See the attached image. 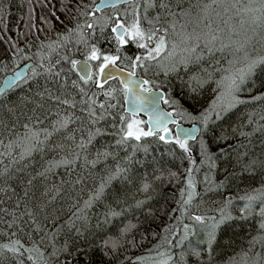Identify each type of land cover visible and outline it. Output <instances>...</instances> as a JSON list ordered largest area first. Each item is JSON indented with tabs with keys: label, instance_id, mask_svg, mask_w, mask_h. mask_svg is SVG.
Wrapping results in <instances>:
<instances>
[{
	"label": "trees",
	"instance_id": "trees-1",
	"mask_svg": "<svg viewBox=\"0 0 264 264\" xmlns=\"http://www.w3.org/2000/svg\"><path fill=\"white\" fill-rule=\"evenodd\" d=\"M194 2L198 0H183L181 5L175 6L188 8ZM81 3L87 5L83 11L89 15L81 14V7L76 6L77 0H0V79L20 56L18 49L65 34L82 19L91 18L97 13L93 10L94 1L81 0ZM166 4L172 5V0H167ZM113 25L95 32L83 51L75 52L72 44L57 50L44 65V68H52L51 73L43 69L39 75L30 76V79L0 96V140L3 143L15 139L24 131L25 124L34 130L52 133L46 140L42 139L44 143L40 151H34L30 157L13 164L7 175L0 177V188L4 189L0 191V216L4 221L0 223V231L16 233V237L0 236V242H7L10 238H19L26 243L37 240L32 233L31 240L29 238V228L35 227L32 220L25 215L18 220L26 211L35 214L36 222L44 230L52 231L53 224L61 231L66 230L65 222L69 214L93 195L118 165L125 169L120 177L107 183L100 198L94 200L85 214L86 224H74L67 232H60L58 240L67 242L68 251L59 256L58 264H114L128 255L131 257L120 264H156L160 259L159 252L170 251L174 255L176 245L184 235L186 224L180 211L178 227L170 236L171 243L155 253H143L158 240L166 226L176 200L175 191L181 183L186 188L187 198V170L193 166L189 162V154H185L175 144L168 150L165 143L163 145L162 141L152 137L145 138L143 142L117 144L123 126L121 117H132L123 112L122 88L116 80L108 81L104 89L98 88L92 81L85 84L68 62L86 60L87 52L95 45L102 56L117 55L120 57L117 65L132 71L129 58L144 55L146 50L137 48L135 43L129 41L117 52ZM64 57H68V60ZM25 61H31L32 66L35 62L34 57L21 63ZM91 62L101 63L102 60ZM91 75L93 80H97L93 68ZM136 75L142 76L138 71ZM186 76L187 72L179 69L154 88L161 89L166 99H175L184 108H201L207 102V90L191 91L185 81ZM111 89H116L113 97L103 95L104 91ZM244 89L252 95L244 99L246 103L238 104L221 120L210 124L208 129L213 140L218 139L219 145L226 143L233 146L229 149L226 145L221 157L215 158L224 194L243 193L264 186V167L260 166V162L264 161V129H261L264 126V119H261L264 117V99H253L264 94V69L258 70L246 81ZM57 97L69 103H60ZM89 98L96 101L93 107L97 116L104 117L96 123L92 122L93 118L88 114ZM100 104H104L105 108H100ZM163 106L171 111L164 102ZM69 116L71 121L67 127L53 130L57 121ZM37 117L41 122L37 121ZM134 118L143 120L142 117ZM97 129L100 134L88 144L89 134L95 133ZM241 132L251 135L241 136ZM82 141L87 144L84 149L77 147ZM103 152L110 155L98 158V153ZM245 153L243 163L237 164V155ZM77 154L78 159L75 158ZM65 158L76 160L71 165L53 167L45 177L37 176L50 164ZM190 158L194 161L193 154H190ZM93 161H98L95 166ZM251 161L257 162L253 170L243 171V165ZM5 166L7 162L3 160L0 170ZM32 177L35 179L30 185L28 181ZM191 178L196 186L192 173ZM145 184L149 185L147 191L144 190ZM219 194L220 191L210 192L208 197L215 201ZM197 197L198 193L191 202ZM140 200L144 202L138 205ZM187 206L182 204V209ZM113 213H116L117 218H113ZM12 214L16 216V225L7 230V223L13 219ZM109 215L113 216L107 223ZM258 233L255 217L233 218L229 221V227L218 232L211 258L203 264H227L231 257L248 251ZM189 261L199 264L190 258ZM11 264H15V261ZM25 264H31L26 257ZM52 264H57V260Z\"/></svg>",
	"mask_w": 264,
	"mask_h": 264
},
{
	"label": "snow or ice",
	"instance_id": "snow-or-ice-1",
	"mask_svg": "<svg viewBox=\"0 0 264 264\" xmlns=\"http://www.w3.org/2000/svg\"><path fill=\"white\" fill-rule=\"evenodd\" d=\"M200 11L196 16L195 22L191 19L187 20L185 23H177L176 17L181 18L190 17L191 12L181 11L179 13L172 12L171 22H162L163 18L161 16H156L153 19H149L147 16H138L133 13V20L130 24H124L117 22L114 27H112V32L115 33V41L118 45L116 51L119 52L121 47L128 44L129 41L136 44L137 48L144 49V55H137L134 59H130V67L132 71L129 72V77L136 76L135 69L137 68H147L152 62H155L157 66L161 67L164 75L167 76L169 73L176 72L178 67L187 66L189 63H199L202 60L208 59L209 63L216 60V54L221 53L222 58L223 54L227 52L232 58L227 61V67H222L216 69L221 72L222 75L220 79L216 81L215 91L218 93L215 100L199 113H193L186 111L183 107L178 106L177 102L174 100L166 99L164 93H160L159 96L155 95H142L141 93L151 94L153 93V81L142 80L138 82H133L132 86L129 87L127 82H123L124 85L122 91L127 97L131 94L133 97V103L135 108L132 112V117L122 116L121 121L123 126L120 129V139L117 141V144H127L129 141L143 142L145 138L152 137L159 141H162L165 144H175L184 153L189 154L190 164H194L195 161L190 158V146L189 140H196V124L191 129H184L180 126L179 122L175 119V116H179L182 120L189 119L193 122H196L199 125H202V130L207 131L210 124L214 123L216 120H221L225 115H227L233 108L238 104L246 103V101L240 99L238 93L242 91V85L246 81L250 80L258 70L264 69V54H253L255 50V44L259 43L261 48L264 49V0H203L202 3H199ZM144 11L147 12L148 8L155 6L151 0H144ZM77 7H81L82 15H89L83 11L87 8V5H82L81 0H77ZM159 6L165 9H168V5L159 0ZM66 7H71V5H66ZM219 9V11H217ZM229 13L232 15L229 19H235L241 28L245 29V32H251V35H245V38L241 40H233V36H238L239 33L233 28L231 34H226L224 30L217 25L214 27L215 21L212 19V16L215 15L217 18L222 16H227ZM54 15V14H53ZM58 19V18H56ZM147 23L148 27L144 26V23ZM224 24L228 23L227 19H222L221 21ZM247 25V28L245 27ZM87 27L91 29L94 27L93 24L80 25L77 24L75 29H70L66 35H61L59 37L60 43L49 44L47 47L55 51L57 47L61 46V43H65L71 39L73 35H78L79 39L77 43H83L87 47V41L84 39L83 28ZM191 28V31H189ZM257 32L259 38L257 39ZM227 41V42H226ZM42 47H44L42 45ZM251 49V50H250ZM18 52H22V49H18ZM65 60H68V57H64ZM120 59L117 55H101L99 50L92 45L86 55V60L84 62V67L81 68V71L85 73L80 79L85 83L92 81L98 88L104 89V85L108 82L109 79H114L115 77L108 73L107 77L103 82L99 80H93L90 69L88 68L89 61H101L98 66V71L102 75L105 72V69L109 65L115 66L117 61ZM162 61H167V64H162ZM59 62V61H58ZM71 64L72 69L75 70L77 67L76 60H68ZM219 63V61H217ZM41 68H44L43 64L40 65ZM32 72L33 76L39 75L40 73L36 71L35 68L29 69ZM45 72L51 73L52 68H44ZM22 73H17L16 77L19 78L22 76ZM58 76L59 73H56ZM23 79L26 81L27 76H24ZM212 79V73L207 72L205 76L196 75L192 77V88L191 91L195 92L198 88L203 87L205 83H208ZM15 78L12 81H9L5 85L3 90H0V96L6 94L7 90L15 87ZM139 89V91H137ZM83 91V89H81ZM116 89H111L104 91L103 95L106 97H113ZM158 91V89H157ZM59 100V97L56 98ZM90 102L88 105V114L93 118L92 122L96 123L97 120L103 119V115L97 116L95 108L96 105L95 99L89 98ZM254 100L264 99V94L260 96L253 97ZM163 101L165 104H170L174 106L173 112H162L158 109L159 101ZM60 103L68 104V100H59ZM145 105L147 107H145ZM100 108H105L104 104L99 105ZM108 107H115L114 105H108ZM152 109L150 114L149 121H144L136 119L135 113L137 110L147 111ZM31 119V118H29ZM38 122L39 117L36 118ZM264 119V117H261ZM71 121V117H64L63 119L57 121L53 125L54 131H59L61 128L67 127L68 123ZM251 122V121H250ZM147 124L145 129L144 125ZM174 125L175 130L170 128L169 125ZM24 128L26 129L23 135L17 136L15 140L10 141L7 145L3 144V141L0 140V146L7 149V151H0V164H3L4 157L12 156V149H19L18 158L12 157L11 162L0 170V177H4L8 174L9 168L13 164H18L20 161H23L26 157H30L34 151H40L41 146L44 141L40 139L41 133L38 131H33L29 124H25ZM261 129H264V126H261ZM260 130V129H257ZM52 133L44 132L45 140ZM100 134V130L97 129L95 133H90L88 136L87 143L90 144L96 135ZM241 136L251 135L250 133H240ZM201 150L208 161H212L214 166L215 153L210 152L209 147L203 140L200 141ZM139 144L136 145L139 148ZM77 147L84 149L87 147V144L83 141L77 145ZM230 149L233 146L227 145ZM239 147V146H237ZM147 151V149H144ZM224 148H220V152H224ZM110 154L108 152L98 153V158L100 156L107 158ZM245 154L237 155V164L243 163V156ZM79 158L78 154L75 157ZM75 160H69L67 158L62 159L59 162L50 164L48 168L43 172L37 173V176L45 177L47 172H50L53 167H59L61 165H71ZM98 161H93L92 164H95ZM256 161H251L248 164L243 165V171H252L256 166ZM260 166L264 167V161L260 162ZM17 171H22V169H17ZM188 181H187V198L183 200V204L187 205L191 203V200L196 195L195 185L191 178L192 168L188 170ZM125 172V169L119 165L116 167L115 171L108 176L107 180L102 182L99 188L96 189L95 193L90 197L89 200L84 202V208H87L91 205L92 201L99 199L103 194L104 188L107 183L111 180L117 179ZM172 175H175L174 173ZM12 179L11 176L8 177ZM35 177L29 179L28 183L31 185ZM79 182V181H77ZM149 188L148 184L144 185V190L147 191ZM0 191L4 189L0 188ZM182 196L185 194V190H182ZM28 195V190H25V196ZM47 195V193H45ZM55 199V197H53ZM240 200L244 201L243 207L240 209L243 218H247L252 215L254 212L260 217L259 230L260 234L257 237L253 238V246L256 243L261 244L264 247V186L260 189H253L250 193H246L244 196L240 197ZM258 204V211L254 205ZM231 204V200L227 202ZM2 211V209H0ZM83 209H77L76 212H73V216L76 219H81L80 213ZM13 215L11 222L7 224L9 229L13 228L16 224V216ZM23 215L28 216L32 223L35 225L34 232H44V229L39 223L36 222L35 214L32 211H26ZM116 215V213H113ZM192 219L197 223L204 225L206 228L207 239L204 241L207 245V250L209 257L211 258V253L213 245L216 243L217 234L219 231H223L229 227V221L233 219L230 213L221 210V215L219 218H211L212 223L210 225L206 224L205 218L203 216H193ZM0 223H4L3 217L0 216ZM55 228L56 225L53 224ZM59 234V231L48 233L44 232V235L40 238V243L42 244L45 239L53 240L56 235ZM9 235L11 237H16L15 232L6 234L3 231H0V236ZM188 226L185 225L184 235L181 237L179 243L176 247H180L185 240L188 239ZM31 240V234H29ZM171 243V242H169ZM108 242H105L107 246ZM68 246L67 242L57 249L53 247V250L48 253V256L57 258L61 252H67ZM250 251V250H249ZM249 251H243L229 259L227 264H264V253H257L256 258L249 256ZM191 254L196 257H200L201 251L198 249H190ZM27 254V255H26ZM188 253L181 252L179 257H174V255L169 252H159V260L156 264H185V256ZM25 257L27 261H30L31 264H50L48 258L46 257L45 251L37 245L36 242H23L19 238H10L7 242H0V264H11L12 261H15V264H25ZM203 264V261L201 262Z\"/></svg>",
	"mask_w": 264,
	"mask_h": 264
},
{
	"label": "rangeland",
	"instance_id": "rangeland-1",
	"mask_svg": "<svg viewBox=\"0 0 264 264\" xmlns=\"http://www.w3.org/2000/svg\"><path fill=\"white\" fill-rule=\"evenodd\" d=\"M93 1L95 2L96 0H92V2ZM166 1L167 0H163V2L165 4H166ZM151 2H153L155 4V6L152 8H148L147 12L144 11V7H145L144 0H132L128 4L118 5V6H115L113 8L104 9V11L97 12L91 18L82 19L78 24L85 25V26L87 24H93L94 25V27L91 29H88L87 27L83 28L84 39L86 41H88L89 38L95 32H99L100 30H102L106 26H108V25L112 26L113 24H115L117 22L124 23L126 25L130 24L133 20V13L134 12L138 16H141V17L147 16L149 19H153L156 16H161L163 18L162 22H165V21L171 22V20H172L171 13L172 12L179 13L182 10L191 12L190 17H184V18H181L179 16L176 17L177 23L179 25V24L185 23L189 19H191L194 23L196 16L200 11L198 2L190 3L188 8H182V9H180L179 6H175V5H181L183 3V0H175V1L172 0V5L168 6V9L160 7L159 6V0H151ZM199 3H202V1ZM217 11H219V9H217ZM231 15L232 14L229 13L227 16H222L220 18H217L215 15H213L212 19L215 21L213 26L216 27L217 25H219L224 30V32L226 34H231V31L234 28L235 31L239 33V35L233 36V40H241L242 41L245 38L246 34L251 35V32L248 31L246 33L245 29L241 28L235 19H229V17ZM222 19H227L228 23L227 24L222 23L221 22ZM144 26L148 27L146 22L144 23ZM245 27L247 28V25ZM75 28H76V25L73 26L71 29H75ZM189 31H191V28H189ZM67 33L62 34V35H66ZM60 36H58L54 39L40 40V41H37L34 45L27 44L26 46H24V48H21L23 51L18 52V53H20V56H18L14 60L13 67L9 71H7L6 73L10 72L12 69H14L18 65H20L22 60L31 59L32 57H34V60H35L32 68H35L36 71L40 73L41 70L44 69V68H41L40 65L43 64V66H44L45 62L46 61L48 62V60H50L51 55L56 53L57 50L64 48V46L72 44L73 48H74L73 50L75 52L83 51L86 48V46L83 43H77L76 42L79 39V36L73 35L69 41H67L65 43H61V46L57 47L55 49V51L50 50L47 47V45L60 43V41H59ZM258 38H259V35L257 32V39ZM42 45L44 47H42ZM253 54H264V49L261 48V45L259 43L255 44V50H254ZM223 55H224V58H222L221 53H217L216 54V60L212 61L211 63H209L208 59L206 58L205 60H202L199 63H194V62L189 63L186 67L180 66L177 69V71L179 69H182L185 72H187V76H186L187 78L185 79V81H187L188 88L190 90L193 86V84L191 82L193 76H196V75L205 76L206 71L212 73V79L209 80L208 83H205L203 85V87H200L196 90V91L201 90V89L207 90L206 92H207L208 99H207V102L201 108H197L194 110L187 109V108H184L177 100L170 99V98L169 99L176 101L178 106L183 107L188 112L199 113V112L203 111L204 109L208 108V106L215 100L216 95L218 94L215 91L216 81L219 80L220 76L222 75V73L217 71L216 69L222 68V67H227L228 66L227 61L232 58L230 55L227 54V52ZM217 61H219V63H217ZM99 64L100 63L91 62V66H92L95 74L97 73V69H98ZM162 64H167V61H162ZM135 70L138 71L143 77H145L146 80L153 81L154 82L153 85H150V87H153V88L155 86L160 85L170 74L169 73L167 76H165L163 71L161 70V67L157 66L155 64V62H152L146 69L145 68H137ZM28 73H29L28 74L29 79H30V76L33 77V74L31 71L28 70ZM172 73H174V72H172ZM23 81H25V80H23ZM241 87H242V91L240 93H238V96L240 97V99L244 100V99L252 96V95L250 96L249 92L247 93L246 89L243 90V85ZM165 106L171 110L170 112H173V109H174L173 105L165 104ZM176 117L179 119V121L181 123H184V124H189V123L193 122L189 119H183L182 120L179 116H176ZM199 128H200V130H199V134L197 136V139L189 142V146L191 149L190 154L194 155V161H195V163L192 166V169H193L192 174L194 176V180H195V184H196V186H195L196 191L195 192L198 193V197L196 198V200L194 202H191L190 204H188L187 207L182 209L183 200L186 198V195H185L186 194V188H184L182 183L178 185V187L175 191L176 200L174 203V207H173V209L169 215L166 226L163 228V231L160 234L158 240L151 247L144 250L143 253H155V252L159 251L160 249H162L164 246H166L170 242V239H171L170 236L178 227V220H179L178 218L180 216L179 212L181 211V213H182L181 216L183 218V221L188 226L189 235H188V239L185 240L180 247H177L176 251L174 252V257L178 258L179 254L181 252H186L188 254L185 256V264H191L189 261V258L191 260L196 261L199 264H201L202 261L204 263L207 261V259H209L207 245H206V243H204V241H206V239H207L206 228L204 225L197 224L192 219V217L193 216H203L205 218L206 224L210 225L212 223L211 218H219L221 215V210L223 209L225 212L230 213L233 218H238V219L243 218L240 209L243 207L244 201L240 200V197L244 196L246 193H250L253 189L248 190V191H244L243 193L229 194V192H228V193L224 194V192L222 190V188H223L222 182L220 179L221 174L217 173V171H216L217 168L215 165V159H214V166H212L213 162L208 161L206 159V157L204 156L202 150H201L200 141L203 140V142L208 145L210 152L215 153V158L217 156L221 157V155L224 152L223 153L220 152V148L225 149L227 144L225 143L223 145H219L218 144L219 141H217L218 139L213 140V138H212V136L208 130L203 131L202 125H199ZM32 130L40 132L41 133L40 139L41 140L44 139L45 130H34V129H32ZM25 131H26V129L24 128V131H22L18 136L23 135L25 133ZM86 134L88 135L87 132H86ZM15 139H13V140H15ZM154 140H155V138H154ZM9 142L10 141L3 143V144L7 145ZM163 145H165V144L163 143ZM173 146H174V144H166V148H168V150L172 149ZM177 148L180 149L178 146H177ZM180 150H182V149H180ZM0 151H7V149L0 146ZM11 151H12L11 157H9V156L4 157V160H6L7 165L11 162L12 157L18 158L19 149L13 148ZM74 160H76V159L74 158ZM260 188L261 187H256L254 189H260ZM182 190H185V194L183 196L181 194ZM219 191H220V194L218 195V198L215 199V201H213V199L208 197V194L210 192L215 193V192H219ZM90 197L88 199H86L85 201L89 200ZM229 200H231V204H227V202ZM84 202L82 203V205L80 207L77 208V209H83V211L80 213L82 218L76 219L72 215L73 212L77 211V209H75L72 213L69 214V217L65 222L66 223V226H65L66 230L61 231L62 229H60V228H54L50 232L47 230H44V232H48V233H53V232L59 231V234L56 235L55 239H53V240L45 239L44 242L41 244L40 238H41V236L44 235V232L37 233V232L33 231L34 227L29 228L30 229L29 234L32 233L35 238L37 237V240L35 239V242L41 248V250L45 251L46 257L48 258L50 264H52L54 261H56L57 258L48 256V253H50L53 250V247L59 249L66 242L63 239L61 241L58 240L60 232H67V230H69V228H72V226H74V224H79V225L86 224L87 217L85 214L89 212L90 207H92L94 200L92 201L91 205L87 208H84ZM143 202L144 201H142V200L138 201V205H141ZM258 204H259V202H257L256 205H254V207L257 209V211H258ZM23 214H21L18 217V220H20V218L22 216H24ZM112 216L113 215H109V217L106 221L107 223H109L110 219H112ZM250 216H253L256 218V220L258 222V226H259L260 217L256 214V212H254ZM115 217L117 218V215H115L113 218H115ZM8 229L9 228L7 227V230ZM184 229H185V227H184ZM259 234H260V230H259V233L257 234V236ZM193 248L201 251V255L199 258L196 257L195 255L191 254L190 249H193ZM249 250H248L249 256L252 258H256L257 253H264V247H262L261 244H259V243H256L254 246L252 244L251 248ZM64 253L65 252H61L59 254V256L64 254ZM130 257H131L130 255L125 256L123 259L119 260L118 262H115L114 264H120L122 262H125Z\"/></svg>",
	"mask_w": 264,
	"mask_h": 264
},
{
	"label": "water",
	"instance_id": "water-1",
	"mask_svg": "<svg viewBox=\"0 0 264 264\" xmlns=\"http://www.w3.org/2000/svg\"><path fill=\"white\" fill-rule=\"evenodd\" d=\"M132 0H96L93 4V10L95 12H99L101 10L104 9H108V8H113L115 6L118 5H123V4H128L130 3ZM115 26V25H114ZM113 26V27H114ZM114 36L116 35L115 33H113ZM77 63V67L74 70L75 73L79 76V78L82 75H85L84 72L81 71V68L84 67V62L85 60H76ZM32 66V62L31 61H25L23 63H21L20 65H18L17 67H15L14 69H12L10 72L4 74L1 79H0V90H3L5 85H7L9 83V81H12L15 78V84H19L20 82H22L24 79V76H27V72L30 69V67ZM88 68L90 69V72L92 71V66H91V62H88ZM129 70L122 68L120 66H118L117 64L115 66L113 65H109L106 69L104 74H100L98 69H97V77L96 79L103 82V80L107 77L108 73H111L115 78L114 79H109L108 81L111 80H116L118 82V84L120 85V87L123 89L124 85L122 84L123 82H127L129 84V87L132 86L133 82H138V81H142L145 80L146 78L143 76H133V77H129ZM17 73H22L23 75L20 76L19 78L16 77ZM14 88V87H13ZM12 88L8 89L7 91L11 90ZM158 88H153V93L151 94H146V93H141L142 95L148 96V95H155V96H159V94L162 92L164 93L161 89ZM137 91H139V89H137ZM165 96V94H164ZM145 107H147L145 105ZM122 108H123V112L129 116H132V112L133 109L135 108V105L133 103V97L131 96V94L129 96H125L124 92H123V98H122ZM158 109L162 112H169L167 109H165V107L163 106V101H159L158 103ZM152 112V109H148L147 111L144 110H137L135 113V117H142L144 121H149L150 118V114ZM175 119L178 121V119L175 117ZM179 122V121H178ZM180 126L184 129H191L194 124H196V132L195 135L196 137L199 134V125L196 122H192L189 124H184L179 122ZM170 128H173L175 130V126L174 125H169ZM145 128H147V124H145ZM194 141V140H189V142Z\"/></svg>",
	"mask_w": 264,
	"mask_h": 264
}]
</instances>
